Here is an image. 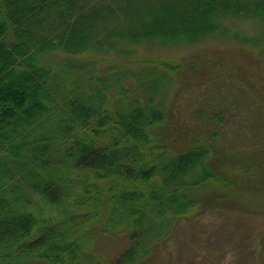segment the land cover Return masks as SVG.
<instances>
[{
  "label": "trees",
  "instance_id": "1",
  "mask_svg": "<svg viewBox=\"0 0 264 264\" xmlns=\"http://www.w3.org/2000/svg\"><path fill=\"white\" fill-rule=\"evenodd\" d=\"M233 19L264 27V0H0V153L12 159L0 184V264H160L181 220L264 207V142L229 146L222 103L193 101L218 85L217 65L131 58L126 46L216 34L254 46L245 59L264 69V35L242 34ZM56 49L120 60L40 62ZM249 68L237 72L256 86L223 84L254 102L264 76ZM100 234L121 248L101 254Z\"/></svg>",
  "mask_w": 264,
  "mask_h": 264
},
{
  "label": "rangeland",
  "instance_id": "2",
  "mask_svg": "<svg viewBox=\"0 0 264 264\" xmlns=\"http://www.w3.org/2000/svg\"><path fill=\"white\" fill-rule=\"evenodd\" d=\"M225 23L233 29L240 30L244 35L256 38L264 35V27L258 19H233ZM7 38L10 36L8 35ZM126 46L133 51L131 58L160 56L175 58L182 62L217 65L213 70H209V74L220 73L217 77L218 85L214 90L209 87L204 97H201L199 93L193 101L197 102V105L202 98L211 104L222 103L224 106L222 115L226 120L220 132L223 142L236 147L251 146L253 148L254 144H257L258 148L262 147L264 142L262 126V123L264 124V84L257 85L259 93L257 92V99H254V102L251 99L246 100L245 94L240 90L231 91L225 83L223 84L225 79H236L239 81L238 85H244L243 88L247 87L244 82H250L249 86L254 84V81L244 77L242 72H237L239 66L250 67L248 72L253 71L259 74L258 77L264 76V69L249 64L242 51L245 48L247 52L255 55L254 46L249 47L216 34L205 42L197 44L162 45L158 42H150L127 44ZM110 57L115 62L120 60L112 53L89 51L69 55L56 49L42 56L40 62L56 68L70 59L71 64L85 62V64H90L91 69H95L100 66L106 68L111 64ZM249 91L251 92L252 89L249 88ZM178 102L182 113L192 116L190 111L186 112L190 106L187 99L181 98ZM192 109L191 106L190 110ZM225 209L227 208H222L220 211L218 209L209 210L195 218L181 220L159 255L160 264H264V216L259 215V210L264 207L253 205L245 211ZM121 245L122 242L109 235L100 234L95 239L98 251L108 256L114 255ZM21 264L40 263L28 259L22 261ZM153 264H158V261L153 260Z\"/></svg>",
  "mask_w": 264,
  "mask_h": 264
},
{
  "label": "crops",
  "instance_id": "3",
  "mask_svg": "<svg viewBox=\"0 0 264 264\" xmlns=\"http://www.w3.org/2000/svg\"><path fill=\"white\" fill-rule=\"evenodd\" d=\"M2 64H0L1 66ZM12 68V67H11ZM6 81V80H4ZM7 81H12V77L9 78ZM6 81V82H7ZM0 95L1 97H6L7 94L4 90H0ZM6 110H0V115H5L6 114ZM11 114V113H10ZM12 159H6L4 158V156L0 153V184H3V182L5 181L4 179V174L6 173V167L8 168V170L11 167V164H8L7 162L11 161Z\"/></svg>",
  "mask_w": 264,
  "mask_h": 264
}]
</instances>
